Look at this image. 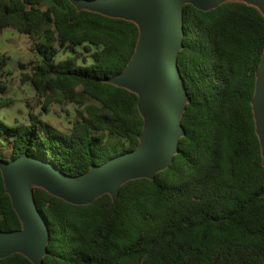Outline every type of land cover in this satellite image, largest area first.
<instances>
[{"label":"trees","instance_id":"trees-1","mask_svg":"<svg viewBox=\"0 0 264 264\" xmlns=\"http://www.w3.org/2000/svg\"><path fill=\"white\" fill-rule=\"evenodd\" d=\"M43 1L0 0V31L33 41L40 58L21 81L43 109L65 101L86 104L87 114L68 130L32 113L24 124L0 119V135L11 137L9 158L0 160L39 156L78 179L141 144L138 94L113 81L135 55L140 28L75 0ZM180 25L175 65L186 100L171 162L88 203L31 186L48 231L39 264H264V149L254 105L264 14L243 0L207 10L183 2ZM8 58L0 52V108L12 102L1 95ZM21 228L0 167V233ZM0 264L36 263L14 251Z\"/></svg>","mask_w":264,"mask_h":264},{"label":"water","instance_id":"water-1","mask_svg":"<svg viewBox=\"0 0 264 264\" xmlns=\"http://www.w3.org/2000/svg\"><path fill=\"white\" fill-rule=\"evenodd\" d=\"M222 1H84L91 10L124 16L135 21L140 28L135 55L125 71L115 78L117 82L113 81L138 94V107L144 118L141 144L135 151L92 167L89 173L78 179L65 176L39 156L23 155L10 162L0 160L7 192L22 223L21 229L8 233L10 238L6 247L0 249V257L14 252L19 242L44 250L47 225L34 207L32 194L28 191L29 182H42L64 199L81 204L91 202L103 192L114 193L119 183L128 178L153 176L169 165L183 132L178 118L181 102L186 100L175 65V54L181 44V4L189 2L207 10ZM260 1L264 3V0ZM254 105L264 149V57L258 71Z\"/></svg>","mask_w":264,"mask_h":264},{"label":"rangeland","instance_id":"rangeland-1","mask_svg":"<svg viewBox=\"0 0 264 264\" xmlns=\"http://www.w3.org/2000/svg\"><path fill=\"white\" fill-rule=\"evenodd\" d=\"M255 5L264 14V3L260 0H243ZM79 8H88L84 1H75ZM49 0H44L42 7H46ZM39 41H44L42 37L36 36ZM0 47L9 58L6 64V75L4 77L7 84L5 92L1 95L10 97L12 102L0 108V119L8 125L24 124L28 121L29 115L36 114L48 123L62 130H68L73 123L79 120L80 117L87 114V105L78 106L70 102H54L51 103L48 109H43L41 101L37 98L35 90L30 82L21 81V73L27 70L29 61H36L40 55L33 47V41L25 34H20L13 29L6 28L0 34ZM62 56V55H60ZM22 64V65H21ZM117 82V79H115ZM118 83H120L118 81ZM184 101L181 102L182 108ZM11 137L6 133L0 135V157L2 159L9 158ZM39 184L52 190V188L42 182L32 181L28 184V191L31 186ZM25 229V227L23 226ZM10 238V234L0 233V249L6 247ZM15 251L22 252L27 255L36 264H39L40 258L43 255V247H34L19 242L15 246Z\"/></svg>","mask_w":264,"mask_h":264},{"label":"crops","instance_id":"crops-1","mask_svg":"<svg viewBox=\"0 0 264 264\" xmlns=\"http://www.w3.org/2000/svg\"><path fill=\"white\" fill-rule=\"evenodd\" d=\"M1 32H2V31H0V34H1ZM0 46H1V45H0ZM1 51H3V49H1V47H0V52H1Z\"/></svg>","mask_w":264,"mask_h":264}]
</instances>
